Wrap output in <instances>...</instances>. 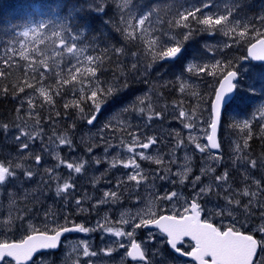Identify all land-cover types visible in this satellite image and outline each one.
Returning a JSON list of instances; mask_svg holds the SVG:
<instances>
[{
  "label": "snow or ice",
  "instance_id": "6c2138e0",
  "mask_svg": "<svg viewBox=\"0 0 264 264\" xmlns=\"http://www.w3.org/2000/svg\"><path fill=\"white\" fill-rule=\"evenodd\" d=\"M153 2L149 0L143 10L138 0H93L91 5L84 0L83 5L75 3L67 8L57 4L55 10L64 14L66 22L48 20L25 27L0 56V81L8 82L0 94L19 99L18 113L27 104L26 115L34 118L31 130H27L29 125L21 117L19 135L13 134L14 144H0V148L10 147L16 153L0 154V264H52L45 257L62 249V238L68 239L73 232H100L112 238L98 250L89 240L80 241L77 248L88 258L84 264H96L92 258L115 260L114 253L120 254L118 264H129L128 258L135 264H188L182 258H190L195 264H264V155L254 157L248 151L254 121L262 133L259 139L264 140V86L259 94L255 85L241 88V73L230 59L201 62L208 52L223 54L242 45L245 55L239 59L264 62V15L257 18V27L254 20L237 18L242 5L220 10L211 0L175 8L153 6ZM31 11L39 13L41 5H32ZM97 21L115 33V43ZM91 27L96 28L92 39H98V32L106 44L80 43ZM202 34H220L227 40L222 45L205 43L202 49L189 52V42ZM177 67L180 76L172 72ZM106 70L111 72V80L103 79ZM17 71L22 75L16 76ZM170 72L179 92L189 91L199 102L187 111L182 102L174 105V118L187 130L184 136L178 131L167 134L175 141L174 146L167 137L148 134L147 124L134 126L127 118L138 115L147 122L165 119L163 109L150 106L155 85L147 92L136 85L149 83L154 76L160 87L166 88L173 83L165 80ZM185 72L197 78H214L211 93L196 91L184 78ZM46 76L55 86L45 83ZM260 79L264 80V73ZM66 93L73 99L63 108L74 109L73 114H79L89 130L97 129L95 135L103 144L97 142L95 147L104 155H92L94 147L87 144L88 159L68 162L52 147H75L66 131L57 134L56 118L61 113L55 111V105ZM81 104L87 106V112ZM117 106V117L124 119L113 117L101 123ZM46 108L47 130L41 117ZM230 113L234 118L229 127L242 133V143L230 145L236 155L225 162L220 133ZM75 127L73 123L71 128ZM9 131L7 123L0 124V137ZM108 131L121 133L119 144L110 142ZM37 141L41 153L55 152V163L50 167H44L49 161L42 162V155L34 151ZM165 148L169 150L165 152ZM110 150L114 153L111 158ZM178 150H185L183 166L177 165ZM196 154L203 163L196 168L198 174H193ZM25 157L36 167H26ZM101 164L107 165L101 177L112 187L96 198L78 191L76 174L83 177L92 166ZM174 165L182 170L174 172ZM61 167L68 170L64 176ZM113 170L120 171L114 180L108 178ZM101 177L94 176L90 182L99 185ZM125 192L134 211L124 205ZM57 198L60 206L54 209ZM109 205L121 206L115 221L118 227H105L112 223L107 213L91 227L72 218L73 213L93 217ZM257 219V223H250Z\"/></svg>",
  "mask_w": 264,
  "mask_h": 264
},
{
  "label": "rangeland",
  "instance_id": "374dc122",
  "mask_svg": "<svg viewBox=\"0 0 264 264\" xmlns=\"http://www.w3.org/2000/svg\"><path fill=\"white\" fill-rule=\"evenodd\" d=\"M91 2L93 3V0H91ZM94 2L95 3H103V0H94ZM116 2L118 3L119 0H116ZM148 3H149V0H138V4L140 5L142 10L146 9V7L148 6ZM255 3L256 4L254 5V7L257 10L255 11V14H254V20H255L256 26L259 27L260 25H259V22H258L257 18L260 15H264V0H256ZM180 5H184L186 7H188V6L190 7V6L195 5V4H192V3H190V4L189 3L181 4L180 2H178V0H154V2H153V6H159L161 8H166V7L175 8V7H179ZM214 5L219 6L220 10H223L225 7H233V6H235V4L233 3V0H217L216 2H214ZM243 5H244V3H242L241 8L245 7ZM213 10L214 11L217 10L216 7H214ZM161 15H163V13H161ZM236 16H237V18L242 19V16L239 13V11L236 12ZM37 23H39V22L29 23V24H26L25 27L34 26ZM25 27H23L20 31H18V34H19V32L23 31ZM225 40H227V37H224V36H222L220 34H217L214 37L205 34L204 37L200 39L199 43L198 42L197 43L189 42V52L194 51V49H196V48H201L202 49V46L205 43H207L209 45H217V44L222 45ZM219 54L220 53H217V54L213 55V53L208 52V53H206L204 55V58H203V60L201 62L212 63V62H214L215 59H220L219 56H218ZM65 58H68V57H65ZM252 67H253L252 65L249 66L247 68V70H249V69L251 70ZM172 72L175 73V76H180L181 75L179 67L172 69ZM172 72H170L169 75L165 77V80H167V81H175V77L172 75ZM244 74L245 73H243V72L241 73V79H242L241 88H246V87H248L250 85H254L250 81H248L249 78L246 77ZM183 76L188 81V83L190 85L194 86L195 90H198V91L200 90V87H201L200 86V81L198 80L197 77L192 76L191 74L186 73V72L183 74ZM213 79L214 78L207 76L206 83L208 81L209 84H210V82ZM106 80H111V77H108ZM176 83H177L176 91L177 90L179 91V84H178V82H176ZM153 85H155V89H154L155 94L153 96H151V98H150V106L153 109L157 110V111L163 109L164 110L163 114L165 116V119H163V120H153L151 122H147L144 118H141L138 115H135V116L134 115H127V118L133 123L134 126L135 125H141V127L143 128L147 124L148 127H147L146 130L148 131V134H158V135H160L162 137H167V142L170 145L174 146L175 145V141L173 140L172 137H168L167 134L169 132L178 131V132L181 133L182 136H184V135L187 134V130L184 129L181 126V124L179 123V121L174 118L175 117L174 105H176L177 103L175 104L173 102V100H167L165 98V96L170 95V92H168L167 90H164V88L160 87V83L157 81L156 77H154V76L150 77V82L149 83H146L144 85H136V87H142L144 89V91L147 92L149 89L153 88ZM207 86H208L207 84L204 85L205 90H206ZM256 89H257V94H259L260 87L256 86ZM162 92L164 94L161 96L160 93H162ZM186 92L187 93H186V95L184 97H188V95L190 94L189 91H186ZM139 94L143 95V92H141ZM184 97L182 98V101H184ZM72 99H73V97L70 99V102H71ZM186 100H187V102H190V100H188V99H186ZM168 103H170V104H168ZM148 104H149V101H146V106ZM195 106L196 105H186V104L182 103V108L185 111L189 110L188 107L192 108V107H195ZM258 106H259V103H258L257 107ZM81 107H86L85 108V112L88 111V108H87V106L85 104H82ZM25 108H26L25 113H27V104H25ZM48 110L49 109L46 108L42 112V114H43L42 123L45 124L46 130L48 128V125H47V117H48V114H49ZM55 111H52L51 114H55ZM63 111H64V114L62 116L56 118L57 119V129H58L57 134L59 135V134H62V131H66L68 133V135L73 139L75 147L73 149H69V148L66 147L65 148V153H62L60 151V146L57 148L56 145H52V147L55 148L56 151L59 152L61 158L66 160V161H68V162H76V161H78L79 158L88 159V156L86 154H84L82 152V150H78V148H81V149L84 148V147L86 148L87 144H92L93 147H94V152H93L92 155H94V156H102V155H104V153L102 152L101 148L95 147L97 142H99L100 144H103V141L102 140L98 141V137H96V135H95L97 129L93 128V129L89 130V128L86 127L84 125V122L79 118V114H75V115L73 114L74 111H75L74 109H71V108H69L68 110L63 109ZM65 111H67V115H65ZM119 111H120V106L115 107L111 112L105 114V117H104V119H102L101 123H105L107 120L112 119L113 117H117V113ZM254 111H255V109H254ZM204 116L207 117V113L206 112L204 113ZM233 118H234V114L230 113L229 116H228V119L225 121L224 127L222 128L221 133H220V138H221V142H222V148L224 150V160H225V162L228 161L231 156H235L236 155L233 152L232 147H230V145L238 143V142L242 143V139H241L242 133H237L235 130H233V129H231L229 127V123L233 120ZM117 119L118 120H123L124 117L123 116H119V117H117ZM258 119H259V117H258V114H257V120ZM25 121H27V123L29 125V128L27 130H31V126L34 123V118H30V117L27 116V119ZM73 123H75V125H76V127L74 129L71 128V125ZM115 125H116V120H113V126L115 127ZM13 134L19 135V131H18L17 127L16 128H11L8 133H5L4 137H0V144H6L8 146L13 145L14 144V135ZM193 134H196V133H193ZM106 135H107V137L109 138V140H110V142L112 144H119V140L117 139V137L121 136V133L119 131H115V132L108 131L106 133ZM124 139L127 141L129 138L125 136ZM45 143H47V140L45 141ZM40 149H41V145H40L39 141H37L36 142V147L34 148V151L42 155V162L43 161H49V163L44 164V167H50L52 163H55V152H53L52 155H48L46 151L41 153ZM168 150L169 149H167V148L164 149L165 152H167ZM149 151H151V150H149ZM187 151H188V154H190V155L192 154L190 149H188ZM0 154H10L12 156L16 155L15 152L11 151L10 147L8 149L0 148ZM112 154H114V153H112L111 150H110L109 158H111ZM121 155L122 156H126L127 153L121 152ZM184 155H185V150H178L176 152L177 165L183 166V164H184V160H183ZM25 161H26L25 162V166L26 167L27 166H32L34 168L36 167L34 164H32L31 160L28 159L27 157H25ZM146 163L147 162H145V164ZM202 163L203 162L199 160L198 154L194 155L193 161H192L193 174H198L196 172V168L201 166ZM142 166H144V165H142ZM152 167H156V166L153 165ZM106 168H107L106 164H101L99 166H95L94 165V166H92L90 168L91 169V173L89 174L87 172L86 175H90L91 177H94V176L95 177H101V173H103ZM172 170L175 172V171L182 170V169L178 168L177 166L174 165ZM40 171L42 172L43 169H40ZM67 172H68V170L66 168H64V167L60 168V173H61L62 176L66 175ZM113 172H114V174H113L114 176L120 174L119 170H113ZM76 175H77V181L81 182V181L85 180V178L84 177H80L79 174H76ZM101 178H103V177H101ZM108 178L109 179H113V177H108ZM236 178H237V180L239 179L238 176ZM103 186H104V188H102L103 191H106V190H108L109 188L112 187V185H110V184L109 185L105 184ZM53 190H54V185H53ZM86 190H88V189H86ZM102 190H100V191H102ZM101 194H102V192L99 193L98 191L89 192V190H88V192H87V195L92 196L94 198L99 197ZM185 194H187V193H185ZM127 195H128V193L125 192L124 193V197H125L124 205L129 207V208H132V210L134 211L135 208L127 200V198H126ZM47 203L49 205H52L53 201L52 200H48ZM59 206H60L59 205V199L57 198L56 204L54 205V209H58ZM85 206H87V205H85ZM73 207H74V205H73ZM120 207H121L120 205L117 206V207L115 205H109L107 207H102V209L99 211V215H98V217L96 219H100L101 217H103L107 213L109 215L112 223L105 224V227H109V226L118 227L119 225H117L115 223V221L118 218V209ZM177 207H179V204H177ZM80 215L81 214L73 213L72 218L75 219L77 221V223H83V221H86V220H85V218L81 219ZM113 215H114V217H113ZM57 218L59 219V215H58ZM78 220H80V221H78ZM95 220L91 221L89 224L85 223L86 226H89V227L93 226L94 223H95ZM60 223H63V220H60ZM225 223H227V221H225ZM102 235L104 236V240L100 239V237ZM100 237L96 238L95 237V233H90V234L73 233V234H69L68 235V239L63 240L62 249H60V250L58 249L57 251H53L51 256H48V257H45V258L49 259L52 262V264H76V262L78 260L80 261V264H84V261H86L88 258L83 257L82 252L77 248V246L79 245L80 241L89 240L91 245H92V248L98 250V248H103V247L107 246L105 244V241H110L112 239L110 236H108L106 234H103V233L100 234ZM137 239L139 240L138 237H137ZM125 242L127 243L126 239H125ZM74 249H76V250L74 251ZM120 252L123 253L124 250L121 249ZM113 255H114V257H116V259L115 260H111L112 263L113 264H118L119 255L120 254L114 253ZM92 259L96 262V264H98L101 261L99 258H92ZM104 260H108L109 261V258L108 257H104ZM128 261H129V264H131V259L130 258H128ZM133 264H135V262H133ZM188 264H190V263H188Z\"/></svg>",
  "mask_w": 264,
  "mask_h": 264
},
{
  "label": "trees",
  "instance_id": "16d2710c",
  "mask_svg": "<svg viewBox=\"0 0 264 264\" xmlns=\"http://www.w3.org/2000/svg\"><path fill=\"white\" fill-rule=\"evenodd\" d=\"M217 0H211V2L214 4ZM256 0H233V3L236 5H242L245 6L244 8L239 7L237 11L242 16V19L247 20H254V14L257 10L254 5ZM112 0H109V3H111ZM181 4L183 3H192L197 4L200 2V0H178ZM75 3H81L83 5L84 0H0V56H3L5 50L8 48L10 42H13L18 39V31H20L23 27L26 26V24L32 23V22H42V21H48L51 20L54 23H60V22H66L64 18V14H57V11L55 10V5L57 4H63L66 8L69 5H73ZM34 4L41 5V11L39 13L33 14L31 11V6ZM88 4L91 5V0H88ZM112 15V13L110 14ZM105 20L108 19V17H104ZM69 20H71L72 23H76L75 19L69 17ZM255 21V20H254ZM84 21L83 18L80 20V25H83ZM97 25L104 31L105 35H110L113 38L112 42H116L115 33L111 31L110 28H106L104 25L100 24V21H97ZM78 31L83 33V28L78 26ZM96 32L95 27L89 28L88 33L86 34V38L82 39L80 43L86 44V43H93V44H100L104 45L107 43V41L104 40L103 36H100L97 32L98 39L93 40L92 35ZM205 34L196 36L194 40L190 41L193 43H199L200 39L204 37ZM245 55L244 46H240L239 48L233 47L231 49H228L225 53L219 54L220 59H230L233 61V63L236 65V68L240 71V73H245L244 75L248 77V81H250L255 86H264V80L260 79V74L264 73V63L262 62H254V61H244L239 59ZM69 59V58H65ZM51 62V61H50ZM258 65V67L253 68L250 70H247L249 66ZM2 67V65H0ZM109 67H115L114 65H110ZM16 76H21L22 73L17 71L15 73ZM108 77H111L112 74L109 71H105L103 79H107ZM207 76L198 78L200 81V90H196L200 93H203L205 95H209L212 91L213 86L215 85V80L213 79L210 84L207 81ZM45 83L46 84H52L55 86V82L51 80L49 77H45ZM207 84L206 90L204 88V85ZM8 82L7 81H0V88L7 87ZM177 83L173 81L171 85L164 88V90H167L170 92V95L165 96L167 100H173V102L176 103H184L186 105H197L199 103L195 96H192L191 93L188 95V97H184L187 92L185 93H179L177 90ZM28 92H31V90H27ZM22 96L24 94H21ZM184 97V101H182V98ZM72 98L71 95L65 94L63 98H57V102L55 105V110L60 111L62 116L64 114L63 111V104L65 102H70V99ZM190 100V102H187V100ZM207 106V105H205ZM18 108H20L19 99L17 97H14L11 94L5 95L0 94V124L7 123L9 125V129L16 128L17 125H21V117H23L24 120L27 119V116L25 111V105L24 109H22L19 113L16 111ZM191 108V107H188ZM49 112V110H48ZM55 116V114H52ZM43 116L41 112V117ZM13 121H15V124H13ZM262 133L259 131L257 123L253 122V139L249 142V149L253 156H259L264 155V140L259 139L260 135Z\"/></svg>",
  "mask_w": 264,
  "mask_h": 264
},
{
  "label": "flooded vegetation",
  "instance_id": "af4514ba",
  "mask_svg": "<svg viewBox=\"0 0 264 264\" xmlns=\"http://www.w3.org/2000/svg\"><path fill=\"white\" fill-rule=\"evenodd\" d=\"M65 148H66V146H60V151L62 153H65ZM85 149H86L85 147L82 148V149L81 148H78V150H82V152L84 154H86L85 153ZM88 173L89 174L91 173V169L88 170ZM113 174H114V172H113ZM83 177L85 178V180H83L81 182L77 181L78 182V191H83L86 194H87L88 190H89V192H92V191H98L99 193L100 192H103V190H102V188H104L103 185L107 184L105 182L104 178H101V182H100L99 185L93 186V184L90 182L91 181V178H92L90 175H85ZM109 177H113V179H115V176L114 175H110ZM107 185H109V184H107ZM86 189H88V190H86ZM100 190H102V191H100ZM115 206L117 207L119 205H115ZM98 215L97 214H93V217H87L86 215H80V218L81 219L85 218L86 221H83V223L89 224L91 221L95 220L98 217ZM114 215H113V217H114ZM78 221H80V220H78ZM257 222H258V219L257 220H253L250 223H253L254 224V223H257ZM74 233H76V232H74ZM71 234H73V233H71ZM100 234H101L100 232H95V237L96 238L100 237ZM62 243H63V238H62ZM55 251H57V250H55ZM182 259L188 261V263H190V264H195V262H192L190 260V258H182ZM98 264H113V263H112V261L103 260V261H100ZM131 264H133V261H131Z\"/></svg>",
  "mask_w": 264,
  "mask_h": 264
},
{
  "label": "bare ground",
  "instance_id": "6f19581e",
  "mask_svg": "<svg viewBox=\"0 0 264 264\" xmlns=\"http://www.w3.org/2000/svg\"><path fill=\"white\" fill-rule=\"evenodd\" d=\"M158 3V2H157ZM190 4V3H189ZM188 5V4H187ZM189 7V6H188ZM198 46V45H197ZM199 86V85H198ZM197 89V88H196ZM163 93V92H162ZM164 94V93H163ZM168 104H170V103H168ZM82 105V104H81ZM86 108V107H85ZM70 112V111H69ZM48 113V112H47ZM69 114V113H68ZM25 116H27V115H25ZM77 116V115H76ZM63 118V117H62ZM73 118V117H72ZM77 119V118H76ZM61 123V122H60ZM63 123V122H62ZM136 123V122H135ZM133 124V123H132ZM137 124V123H136ZM68 125V124H67Z\"/></svg>",
  "mask_w": 264,
  "mask_h": 264
},
{
  "label": "water",
  "instance_id": "95a60500",
  "mask_svg": "<svg viewBox=\"0 0 264 264\" xmlns=\"http://www.w3.org/2000/svg\"><path fill=\"white\" fill-rule=\"evenodd\" d=\"M254 62H257V61H254ZM262 63H264V62H262ZM74 233V232H73Z\"/></svg>",
  "mask_w": 264,
  "mask_h": 264
}]
</instances>
